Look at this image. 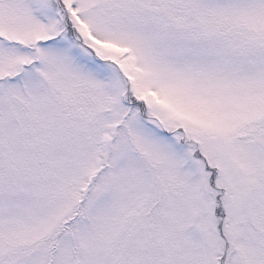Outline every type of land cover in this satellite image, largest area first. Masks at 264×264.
<instances>
[{
  "label": "snow or ice",
  "instance_id": "1",
  "mask_svg": "<svg viewBox=\"0 0 264 264\" xmlns=\"http://www.w3.org/2000/svg\"><path fill=\"white\" fill-rule=\"evenodd\" d=\"M0 264H264V0H0Z\"/></svg>",
  "mask_w": 264,
  "mask_h": 264
}]
</instances>
